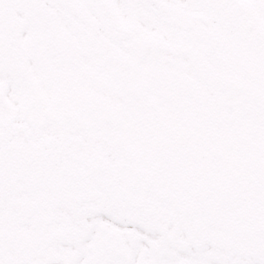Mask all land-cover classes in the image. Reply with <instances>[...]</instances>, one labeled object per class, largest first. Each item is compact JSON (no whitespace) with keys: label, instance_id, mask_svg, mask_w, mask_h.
Listing matches in <instances>:
<instances>
[{"label":"rangeland","instance_id":"374dc122","mask_svg":"<svg viewBox=\"0 0 264 264\" xmlns=\"http://www.w3.org/2000/svg\"><path fill=\"white\" fill-rule=\"evenodd\" d=\"M199 1L192 0L194 6ZM203 2L227 3L240 13L243 5L264 0ZM118 4L124 8L118 14L142 6L139 0ZM115 6V0H0V32L6 29L4 37L11 39L7 28L19 29L36 48L34 54L25 52L28 62L21 67L0 61V89L12 85L20 104L14 121L0 105V264H153L169 237L167 245L176 249L164 259L177 252V264H264V236L251 230L252 236H242L239 219L224 214L228 191L234 209L239 208L234 192L247 171L237 116L228 111V98L213 88L221 80L212 75L210 67L217 68L205 32L198 33V43L186 44L189 48L168 51L164 66L146 57L134 67L140 75L135 84L151 93L157 87L152 99L157 105L148 113L134 108L131 116L118 118L108 109L104 118L95 101L113 105V98L96 89L80 96L81 87L97 84V72L89 74V66L102 62L113 70L108 45L117 32L110 23ZM53 22L60 24L65 51L58 56L45 44ZM83 39L89 52L85 63L71 51ZM21 41L13 55L25 45ZM8 42L0 43V59ZM36 159L38 176L31 167ZM99 169L118 182L114 202L103 198L111 214L95 211ZM201 179L208 181L210 194L195 200L192 193ZM149 190L180 204L148 213ZM36 193L44 197L41 207L33 206ZM17 235L25 236L20 244ZM104 238L112 246L104 241L107 251L98 256L95 243ZM246 238L252 246L243 243ZM256 248L261 249L257 254Z\"/></svg>","mask_w":264,"mask_h":264},{"label":"flooded vegetation","instance_id":"af4514ba","mask_svg":"<svg viewBox=\"0 0 264 264\" xmlns=\"http://www.w3.org/2000/svg\"><path fill=\"white\" fill-rule=\"evenodd\" d=\"M142 1L146 2V6L132 7L122 14L113 12L112 22L117 30L112 47L116 72L114 69L110 85L100 84L96 87L98 92L104 93L101 94L103 98H113V105L98 100L97 112L104 118H108V109L110 114L115 113L118 118H125L134 108H144L143 111L148 113L149 107L157 105L155 101L152 103L157 87L151 93L143 84L134 85L130 77V74L133 75V65L140 61L141 66V62L148 57L160 60L164 66L168 51L174 53L189 48L186 44L198 43V33L205 32L207 37L203 39H209L211 61L217 72L209 67L214 78L221 80L213 88L228 98V111L237 116L242 166L247 171L239 183L238 191L234 192L239 208L234 209L228 191L224 214L228 219H239L242 235H250L251 230L253 234L264 236V2L243 5L240 13H236L227 3L199 1L194 6L191 0L188 7L182 8L173 0H169V7L167 0ZM148 5H152L154 11L148 10ZM119 19L122 21L121 26ZM1 32L4 34L5 29ZM17 35L18 32L14 39H0V43L5 44L8 40L11 45L5 50L6 54L8 51L13 56L16 47L12 44H18L19 39H15ZM148 41H153L149 42L152 54L146 49ZM121 59L126 62L121 63ZM150 69L147 67L146 75ZM82 93L86 94V91L82 90ZM1 98L2 94L0 101ZM101 169L95 175L100 186L96 193L99 206L95 207V211L98 215H105L112 212L103 206V198L114 202L118 182L115 183L111 172L103 173ZM148 194L153 199L148 207L151 212L162 209L166 203L180 204L176 199L173 202L171 197L169 202L166 201V196L157 195L153 190H149ZM209 194L208 191L207 197Z\"/></svg>","mask_w":264,"mask_h":264},{"label":"bare ground","instance_id":"6f19581e","mask_svg":"<svg viewBox=\"0 0 264 264\" xmlns=\"http://www.w3.org/2000/svg\"><path fill=\"white\" fill-rule=\"evenodd\" d=\"M8 106H11V104L9 102L6 103V107H8ZM168 235L169 234H166V236H168ZM170 240H171V237L167 238L164 242L163 241L161 242V245H163V248L155 253V255H157L159 257H157V258L154 259L153 264H162V263H165V262H166V264L167 263L177 264V262L179 261V258L177 257V255H178L177 252H173L170 257H168L167 259H164V258H166V256H168V254H170L171 251H173L174 249H176V248L172 247L171 245H167V242L170 241ZM170 243H171V241H170ZM243 243L244 244H247L249 246H252L250 244L251 241L250 240H247V238L245 239V241H243ZM247 245H245V246H247ZM253 252L255 254H257L256 249ZM161 260H164V261L162 262Z\"/></svg>","mask_w":264,"mask_h":264},{"label":"water","instance_id":"95a60500","mask_svg":"<svg viewBox=\"0 0 264 264\" xmlns=\"http://www.w3.org/2000/svg\"><path fill=\"white\" fill-rule=\"evenodd\" d=\"M58 40H59V37H58V33H57V26L55 24L51 28V31H50V33H49V35L47 37V42L50 45L56 47L57 48V51L59 52L60 43H58ZM204 183H205L204 181H200L198 183V188L195 191V196L196 197L198 196L199 192H202L203 194L206 193L205 190L203 189ZM98 247L102 249V246L101 245H99Z\"/></svg>","mask_w":264,"mask_h":264}]
</instances>
